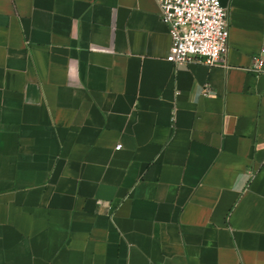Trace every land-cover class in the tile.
<instances>
[{
    "label": "crops",
    "instance_id": "0c3cea01",
    "mask_svg": "<svg viewBox=\"0 0 264 264\" xmlns=\"http://www.w3.org/2000/svg\"><path fill=\"white\" fill-rule=\"evenodd\" d=\"M221 1L209 67L156 0H0V264H264V0Z\"/></svg>",
    "mask_w": 264,
    "mask_h": 264
},
{
    "label": "built area",
    "instance_id": "2783aa9c",
    "mask_svg": "<svg viewBox=\"0 0 264 264\" xmlns=\"http://www.w3.org/2000/svg\"><path fill=\"white\" fill-rule=\"evenodd\" d=\"M162 21L173 39L167 58L175 65L225 64L229 54V11L221 0H156ZM264 54V51H263ZM262 57L256 59L255 70L261 71ZM122 146L118 145L117 150Z\"/></svg>",
    "mask_w": 264,
    "mask_h": 264
}]
</instances>
